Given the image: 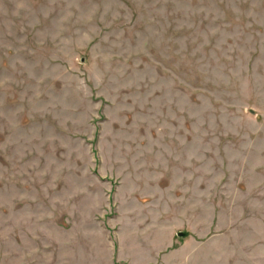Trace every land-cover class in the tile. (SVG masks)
<instances>
[{"label": "rangeland", "instance_id": "1", "mask_svg": "<svg viewBox=\"0 0 264 264\" xmlns=\"http://www.w3.org/2000/svg\"><path fill=\"white\" fill-rule=\"evenodd\" d=\"M159 174L167 264H264V0H0V264L142 260Z\"/></svg>", "mask_w": 264, "mask_h": 264}, {"label": "crops", "instance_id": "2", "mask_svg": "<svg viewBox=\"0 0 264 264\" xmlns=\"http://www.w3.org/2000/svg\"><path fill=\"white\" fill-rule=\"evenodd\" d=\"M181 126H183L184 128L185 123H183V125ZM186 161L187 159L183 160V163L180 164L181 172L177 180L178 183L174 185L173 189H171L173 193L177 191L180 192L181 195L178 199H176V201H179L180 204L183 203V199L185 197V192L183 189L189 182V178L187 177L185 172L187 167ZM163 176L164 174H159L151 180H149V177H147L146 179L144 178L149 188H151V186L153 185H156V192H152L149 194L142 193L138 190L137 186L127 187L124 191L122 190L121 200H123L121 206L124 207H121V210L117 215L121 218L122 222H126L129 225H136L134 230H126L124 239L127 240L136 238L148 241V252L144 253L145 257H143L142 260L138 262L136 260L135 262L133 256H138L139 253H133L134 251H130V255L126 254V256H124V254H121V251H123L122 245H124L122 243L120 244L119 249L116 248L114 251V254H116L117 257L115 258L116 262H120L122 264H167V261L171 256H176L179 253V250L181 249L180 241H175L173 237L174 231L172 232L170 229L166 230L161 229V227L156 228L155 226H153V223H157L161 218L166 219L167 217V212H162V214H160V211L157 210L158 208L156 209V207L158 206V204H156V202L158 201L157 198L161 196V189L158 187V184L161 182V179L164 178ZM126 179H128L127 176ZM130 179L131 182H133V177H130ZM134 180L136 182L134 184H138L139 176H137V174H135ZM182 191L183 194L181 193ZM174 195L176 196V194ZM195 238L196 237L187 235L186 238L182 240V242L184 241L182 245L185 246L189 240L191 242H194Z\"/></svg>", "mask_w": 264, "mask_h": 264}, {"label": "water", "instance_id": "3", "mask_svg": "<svg viewBox=\"0 0 264 264\" xmlns=\"http://www.w3.org/2000/svg\"><path fill=\"white\" fill-rule=\"evenodd\" d=\"M178 237H181V235L179 234Z\"/></svg>", "mask_w": 264, "mask_h": 264}]
</instances>
